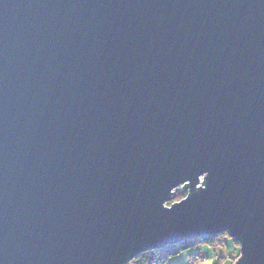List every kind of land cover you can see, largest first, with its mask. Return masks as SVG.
Instances as JSON below:
<instances>
[{
	"label": "water",
	"instance_id": "95a60500",
	"mask_svg": "<svg viewBox=\"0 0 264 264\" xmlns=\"http://www.w3.org/2000/svg\"><path fill=\"white\" fill-rule=\"evenodd\" d=\"M226 230L264 264V0H0V264Z\"/></svg>",
	"mask_w": 264,
	"mask_h": 264
},
{
	"label": "trees",
	"instance_id": "16d2710c",
	"mask_svg": "<svg viewBox=\"0 0 264 264\" xmlns=\"http://www.w3.org/2000/svg\"><path fill=\"white\" fill-rule=\"evenodd\" d=\"M174 193L175 194L173 195V201H170V204L175 201L181 200L187 195V191L185 190H180V191L178 190V192H174ZM223 242L224 241H222L219 236L215 238L203 236L200 238L188 239L179 243L170 244L158 250L143 252L138 256V258L161 257L164 264H170L169 259L171 256H175L181 253L182 251L188 250L191 247L201 246V245H210L213 247H219L224 245ZM224 260H225L224 258L219 257L216 260V264H222Z\"/></svg>",
	"mask_w": 264,
	"mask_h": 264
},
{
	"label": "rangeland",
	"instance_id": "374dc122",
	"mask_svg": "<svg viewBox=\"0 0 264 264\" xmlns=\"http://www.w3.org/2000/svg\"><path fill=\"white\" fill-rule=\"evenodd\" d=\"M178 190L179 191L183 190L182 186H179L177 189H175L174 192H178ZM171 201H173V199ZM169 203L167 204L168 206H169ZM209 246L210 245H201V246L191 247L188 250L182 251L181 253H179L175 256H171L169 259V263L170 264H191V261H190L191 257L194 256V254L196 255L198 251L202 250V248H210ZM238 246L239 245H237L232 239H230L228 237L227 243L225 245L216 247L217 248L216 250L218 252H221V254L225 255V256L232 255L229 257L231 258L230 260H232L233 264H234L236 261H238V259L240 257L237 255V253L240 251ZM210 250H213V248L211 247ZM203 252L205 253V251H203ZM221 254H218V255H221ZM148 258H151V257H148ZM132 261H135V258L132 259ZM163 264H164V262H163Z\"/></svg>",
	"mask_w": 264,
	"mask_h": 264
},
{
	"label": "bare ground",
	"instance_id": "6f19581e",
	"mask_svg": "<svg viewBox=\"0 0 264 264\" xmlns=\"http://www.w3.org/2000/svg\"><path fill=\"white\" fill-rule=\"evenodd\" d=\"M189 193V191H187V194ZM173 199V198H172ZM178 201H180V200H178ZM168 204V203H167ZM171 204H173V203H171ZM170 203H169V205H171ZM217 236H219L220 238H221V240L222 241H224L223 243H224V245L227 243V238L229 237L230 239H232L237 245H239L238 247H239V249H240V251L237 253V255L238 256H240L241 257V255H242V252H241V245H240V243L239 242H237V241H235V239L232 237V235L230 234V232L228 231V230H226V231H223V232H221V233H219V234H217V235H215L214 236V238L215 237H217ZM203 237V236H202ZM197 238H200V237H197ZM191 239H194V238H191ZM140 255V254H139ZM194 256H196V257H198V259H200V261H206L208 258H207V256H205V255H201L200 253H198L197 252V254L195 255L194 254ZM229 256H232V255H229ZM229 256H221L220 258H224L225 260H229V261H231L232 263H233V261L232 260H230L231 258L229 257ZM239 257V258H240ZM192 258V257H191ZM141 259V260H140ZM151 259L153 260L152 262H153V264H159V263H163V260H162V258L161 257H151ZM148 261V258L147 257H145V258H138V256L135 258V261H130V262H128L127 264H144V263H146ZM237 262V261H236ZM235 262V263H236ZM196 263V261L195 260H191V264H195ZM234 263V264H235Z\"/></svg>",
	"mask_w": 264,
	"mask_h": 264
},
{
	"label": "crops",
	"instance_id": "0c3cea01",
	"mask_svg": "<svg viewBox=\"0 0 264 264\" xmlns=\"http://www.w3.org/2000/svg\"><path fill=\"white\" fill-rule=\"evenodd\" d=\"M210 248L212 247L213 250H210V248H202V250L198 251V253H200L201 255H205L207 256V260L206 261H200V259H198V257L194 256L190 259V261L193 259L196 261L195 264H216V260L222 256L221 252H218L216 249V247L213 246H209ZM206 249V250H205ZM205 251V253L203 252ZM221 254V255H218ZM224 256V255H223ZM201 262V263H200ZM222 264H233L231 261L229 260H224L222 262Z\"/></svg>",
	"mask_w": 264,
	"mask_h": 264
},
{
	"label": "built area",
	"instance_id": "2783aa9c",
	"mask_svg": "<svg viewBox=\"0 0 264 264\" xmlns=\"http://www.w3.org/2000/svg\"><path fill=\"white\" fill-rule=\"evenodd\" d=\"M153 260L151 259V258H148V261L146 262V263H144V264H153V262H152ZM159 264H161V263H159ZM163 264V263H162Z\"/></svg>",
	"mask_w": 264,
	"mask_h": 264
}]
</instances>
